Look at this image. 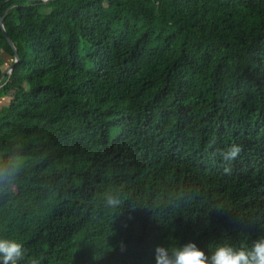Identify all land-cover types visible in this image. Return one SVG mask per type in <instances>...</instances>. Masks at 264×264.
<instances>
[{
    "label": "trees",
    "instance_id": "trees-1",
    "mask_svg": "<svg viewBox=\"0 0 264 264\" xmlns=\"http://www.w3.org/2000/svg\"><path fill=\"white\" fill-rule=\"evenodd\" d=\"M0 7L20 57L1 81L0 26V155L23 160L0 238L20 264H156L157 246L264 236V0Z\"/></svg>",
    "mask_w": 264,
    "mask_h": 264
},
{
    "label": "clouds",
    "instance_id": "clouds-1",
    "mask_svg": "<svg viewBox=\"0 0 264 264\" xmlns=\"http://www.w3.org/2000/svg\"><path fill=\"white\" fill-rule=\"evenodd\" d=\"M211 143L215 144V140ZM241 151L239 145L233 144L218 154L224 161L231 163ZM22 171L23 160L18 152L9 151L0 155V194H7L14 188ZM105 202L113 208L120 204L119 198L115 195H108ZM26 255V249L21 242L0 238V264H20L26 259ZM154 256L156 264H264V236L243 248L227 243L220 244L211 250L210 254H206L193 242L174 248L157 246ZM29 264L41 262L38 258H32Z\"/></svg>",
    "mask_w": 264,
    "mask_h": 264
},
{
    "label": "water",
    "instance_id": "water-1",
    "mask_svg": "<svg viewBox=\"0 0 264 264\" xmlns=\"http://www.w3.org/2000/svg\"><path fill=\"white\" fill-rule=\"evenodd\" d=\"M30 1H37V0H30ZM42 1L46 2V1H48V0H42ZM7 12H8V11H6L5 14H4V16H3V15H2V9H1V7H0V26H1L2 29L4 30V34H5L6 38H7V40L9 41L10 45L12 46V48H13L14 51H15V61H14V63L10 66V69H9L7 72H4V73L2 74L1 80H2L3 78H5V76H6L8 73H11V72L13 71V69H14L15 66H16V64H17V63L19 62V60H20V57H19L18 51H17V49H16V47H15V45H14V42L12 41L11 37L9 36V34L7 33V31L5 30V27H4V18H5V16L7 15Z\"/></svg>",
    "mask_w": 264,
    "mask_h": 264
},
{
    "label": "rangeland",
    "instance_id": "rangeland-1",
    "mask_svg": "<svg viewBox=\"0 0 264 264\" xmlns=\"http://www.w3.org/2000/svg\"><path fill=\"white\" fill-rule=\"evenodd\" d=\"M12 58L8 55H4V61H1V66L4 72L10 69ZM4 79V78H3ZM2 81V80H1ZM10 96H5L0 99V109L9 103Z\"/></svg>",
    "mask_w": 264,
    "mask_h": 264
}]
</instances>
